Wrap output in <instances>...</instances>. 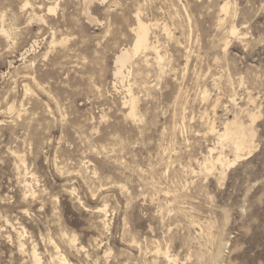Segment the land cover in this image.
<instances>
[{
  "label": "clouds",
  "instance_id": "obj_1",
  "mask_svg": "<svg viewBox=\"0 0 264 264\" xmlns=\"http://www.w3.org/2000/svg\"><path fill=\"white\" fill-rule=\"evenodd\" d=\"M0 264H264V0H0Z\"/></svg>",
  "mask_w": 264,
  "mask_h": 264
}]
</instances>
